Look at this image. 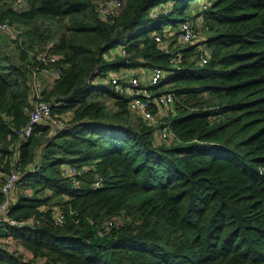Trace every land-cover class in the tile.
Wrapping results in <instances>:
<instances>
[{
	"label": "trees",
	"instance_id": "16d2710c",
	"mask_svg": "<svg viewBox=\"0 0 264 264\" xmlns=\"http://www.w3.org/2000/svg\"><path fill=\"white\" fill-rule=\"evenodd\" d=\"M97 1L0 0V22L18 31H0V172L15 149L23 170L8 211L20 226L4 224L0 264H264V0H205L190 14L194 0H123L105 20ZM186 21L200 38L185 47ZM167 26L164 53L153 34ZM44 52L63 68L41 90L63 125L19 140ZM154 67L164 76L146 87L172 94V139L107 84L109 72Z\"/></svg>",
	"mask_w": 264,
	"mask_h": 264
},
{
	"label": "built area",
	"instance_id": "2783aa9c",
	"mask_svg": "<svg viewBox=\"0 0 264 264\" xmlns=\"http://www.w3.org/2000/svg\"><path fill=\"white\" fill-rule=\"evenodd\" d=\"M15 9H25L27 7L28 0H7ZM98 2V8L100 18L108 19L113 18L120 11L123 0H100ZM205 8V5L202 6ZM171 26H167L162 30V34H153L154 40L158 43L161 51L169 53L172 50L171 40H169ZM180 29V35L177 38L176 45L189 46L196 44L200 37L196 36L193 31L192 23L189 21L180 22L178 25ZM0 31L6 32L11 38H16L18 31L15 30L6 21L0 22ZM166 32H168L166 34ZM121 48V47H120ZM123 52V51H122ZM38 61L43 64V68L34 67L31 68L29 74V96H30V109L26 123L15 130V134L19 140L25 141L29 137L36 124L40 122H49L54 127H60L63 123L52 112L51 102L44 99L41 94L40 87L36 81L37 75L40 72L51 75L53 79H57L62 75L63 68L58 65V56L44 52L37 56ZM181 61V53L175 52L171 54L170 63L172 66L177 67ZM207 63V58L201 57V64ZM147 71V69H146ZM147 77L146 72L143 75L138 76L134 72L130 74L124 73H107V84L113 88L115 92L123 94L127 97V108L136 117L140 118L147 124L153 126L156 130V136L160 139L174 138V135L169 130V124L166 116L168 112L172 110L173 96L170 93H164L161 95L153 96L147 89L148 86L156 85L164 76L165 71L162 67H154L149 69ZM154 107L155 111L152 110ZM156 107L159 110H156ZM156 114V115H155ZM163 127H159L163 125ZM19 150L15 149L11 168L7 173L0 172V192L2 194V200L0 201V232L4 224L8 223L10 226L18 227L20 223L8 217L9 207L12 205V197L15 191L17 181L20 179L23 170H21L20 163L18 161ZM78 170L70 166L68 169H64V173L70 176H74ZM63 216L60 214L57 220L60 221Z\"/></svg>",
	"mask_w": 264,
	"mask_h": 264
},
{
	"label": "rangeland",
	"instance_id": "374dc122",
	"mask_svg": "<svg viewBox=\"0 0 264 264\" xmlns=\"http://www.w3.org/2000/svg\"><path fill=\"white\" fill-rule=\"evenodd\" d=\"M203 1H205V0H194V1H192L191 2V6H190V9L187 11V13H189L190 14V12H191V10L196 6V5H199V4H201V2H203ZM200 7V6H199ZM198 7V8H199ZM168 32H166V34H167ZM169 34V33H168ZM200 34V33H199ZM200 35H203V34H200ZM200 37V36H199ZM2 38H4V39H2ZM3 40H6V38H5V36H3V35H1L0 36V41H3ZM169 40H171V35L169 36ZM131 72H134V74H137L138 76H140L138 73H136V72H139L140 73V71H139V69H134V70H130ZM129 71V72H130ZM144 71V70H143ZM144 72H146V74H145V76L147 77V73H149L150 71H149V69H147V71L145 70ZM48 87H49V85H47V89H46V87H44L45 89H43V90H49L48 89ZM106 87V86H105ZM91 99L92 100H97V101H101V102H105V106H106V111L107 112H115L116 111V109H115V107L113 106V100L112 99H110L109 97H107V95H103V94H99V93H97L96 95H94V96H92L91 97ZM156 115V114H155Z\"/></svg>",
	"mask_w": 264,
	"mask_h": 264
},
{
	"label": "crops",
	"instance_id": "0c3cea01",
	"mask_svg": "<svg viewBox=\"0 0 264 264\" xmlns=\"http://www.w3.org/2000/svg\"><path fill=\"white\" fill-rule=\"evenodd\" d=\"M129 71L130 70H125L124 73L126 74L132 73L131 71L130 72ZM141 75H143V72H141ZM53 80L54 79L51 77V75L43 73V72L38 73L37 78H36V81L38 83V86L40 87V90L45 89L44 87H46L47 89V85H49L48 89H50L52 86ZM156 110L158 111L159 108L156 107Z\"/></svg>",
	"mask_w": 264,
	"mask_h": 264
}]
</instances>
